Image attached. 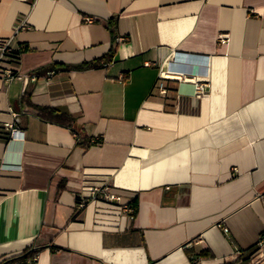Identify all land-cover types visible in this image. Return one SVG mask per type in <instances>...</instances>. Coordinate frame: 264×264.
I'll use <instances>...</instances> for the list:
<instances>
[{
    "label": "crops",
    "instance_id": "0c3cea01",
    "mask_svg": "<svg viewBox=\"0 0 264 264\" xmlns=\"http://www.w3.org/2000/svg\"><path fill=\"white\" fill-rule=\"evenodd\" d=\"M0 38L13 69L38 74L0 76V260L250 263L264 231V0H0ZM161 66L204 76L207 93L171 79L162 93ZM42 107L100 141L79 145ZM101 182L121 201L80 208Z\"/></svg>",
    "mask_w": 264,
    "mask_h": 264
},
{
    "label": "built area",
    "instance_id": "2783aa9c",
    "mask_svg": "<svg viewBox=\"0 0 264 264\" xmlns=\"http://www.w3.org/2000/svg\"><path fill=\"white\" fill-rule=\"evenodd\" d=\"M88 20H91L90 17L87 18ZM27 27V21L26 18L22 17L18 19V22L16 24L15 30L18 31L20 29H23ZM220 40L225 42L228 40L227 34H221ZM12 38H0V76H2L6 81H10L12 79H21L24 82L28 81H36L38 79L37 73H29V74H23L15 69L12 68V66L7 61V56L11 52L12 46H11ZM169 72V75L165 72ZM55 69H50L46 72L45 76H52L55 74ZM204 78V76L200 77L198 76H190L186 75L183 71H178L176 69L161 66L159 75H158V88L162 93H165L167 91L164 80L171 79V80H189L192 83H194L195 87V94L197 95H204L207 93L208 83L206 80L201 79ZM4 128L8 131L9 137H13L16 134H19L22 132L21 128V121H20V114L19 113H13V119L11 121H7L4 123ZM96 140V139H92ZM101 199L106 201H121L122 195L118 192H116L113 187L107 183V182H101V183H95L88 187L87 190H82L80 193H78L76 199L78 206L80 208H83L86 205V202L88 199ZM128 209L131 212H134V207L129 205ZM227 231V229L225 228ZM38 260V252L36 250H26L21 252L20 254L13 256V257H7L0 260V264H37ZM190 264H203L201 262V259L199 256H192ZM249 264H264V231L261 233L257 244L256 249L254 253L252 254L251 261Z\"/></svg>",
    "mask_w": 264,
    "mask_h": 264
},
{
    "label": "trees",
    "instance_id": "16d2710c",
    "mask_svg": "<svg viewBox=\"0 0 264 264\" xmlns=\"http://www.w3.org/2000/svg\"><path fill=\"white\" fill-rule=\"evenodd\" d=\"M117 22H118V16L114 15L109 19L107 23V27L112 34V41L114 42L116 41ZM24 50H28V48L22 46L20 48V51H24ZM111 51L113 53L114 47L111 48ZM99 65H100V60H95L92 62H84L78 65H70L68 66V68L69 69H84V68L96 67ZM40 110H41L42 115L48 117L52 121L72 128L73 132L76 134L79 145L88 147L91 144H94L100 141V139L92 140L91 138L84 135L81 129L76 126V119L67 111H63V110H60L57 108H51V107H42L40 108Z\"/></svg>",
    "mask_w": 264,
    "mask_h": 264
},
{
    "label": "bare ground",
    "instance_id": "6f19581e",
    "mask_svg": "<svg viewBox=\"0 0 264 264\" xmlns=\"http://www.w3.org/2000/svg\"><path fill=\"white\" fill-rule=\"evenodd\" d=\"M165 73L169 75V72L166 71Z\"/></svg>",
    "mask_w": 264,
    "mask_h": 264
}]
</instances>
